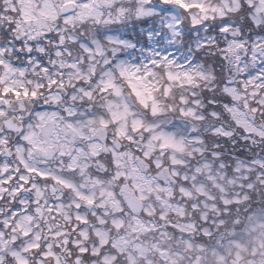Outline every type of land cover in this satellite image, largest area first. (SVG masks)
Masks as SVG:
<instances>
[{
    "label": "snow or ice",
    "instance_id": "snow-or-ice-1",
    "mask_svg": "<svg viewBox=\"0 0 264 264\" xmlns=\"http://www.w3.org/2000/svg\"><path fill=\"white\" fill-rule=\"evenodd\" d=\"M0 264H264V0H0Z\"/></svg>",
    "mask_w": 264,
    "mask_h": 264
}]
</instances>
